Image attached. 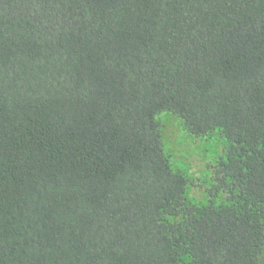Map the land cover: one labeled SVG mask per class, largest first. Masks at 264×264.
<instances>
[{"label": "trees", "instance_id": "trees-1", "mask_svg": "<svg viewBox=\"0 0 264 264\" xmlns=\"http://www.w3.org/2000/svg\"><path fill=\"white\" fill-rule=\"evenodd\" d=\"M165 111L227 138L228 203ZM0 264H264V0H0Z\"/></svg>", "mask_w": 264, "mask_h": 264}, {"label": "rangeland", "instance_id": "rangeland-1", "mask_svg": "<svg viewBox=\"0 0 264 264\" xmlns=\"http://www.w3.org/2000/svg\"><path fill=\"white\" fill-rule=\"evenodd\" d=\"M157 120L172 168L183 171L190 179L188 200L201 206L212 202L216 205L228 203L230 195L214 188L217 163L221 158H226L229 147L222 132L215 130L196 136L187 130L181 117L169 111L160 113Z\"/></svg>", "mask_w": 264, "mask_h": 264}]
</instances>
